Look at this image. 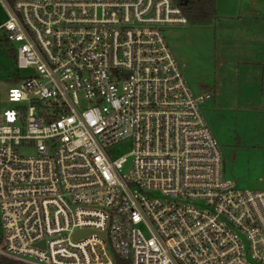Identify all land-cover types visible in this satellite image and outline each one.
Returning <instances> with one entry per match:
<instances>
[{
    "label": "built area",
    "instance_id": "obj_1",
    "mask_svg": "<svg viewBox=\"0 0 264 264\" xmlns=\"http://www.w3.org/2000/svg\"><path fill=\"white\" fill-rule=\"evenodd\" d=\"M0 3L28 70L0 117V264H264V190L221 173L174 0Z\"/></svg>",
    "mask_w": 264,
    "mask_h": 264
},
{
    "label": "rangeland",
    "instance_id": "obj_2",
    "mask_svg": "<svg viewBox=\"0 0 264 264\" xmlns=\"http://www.w3.org/2000/svg\"><path fill=\"white\" fill-rule=\"evenodd\" d=\"M214 8L210 23L186 20L163 27L162 35L190 91L210 94L200 108L222 175L239 189L264 190V0H214ZM5 18L0 3V23ZM13 56L0 29V117L14 105L7 88L28 73L15 67Z\"/></svg>",
    "mask_w": 264,
    "mask_h": 264
},
{
    "label": "trees",
    "instance_id": "obj_3",
    "mask_svg": "<svg viewBox=\"0 0 264 264\" xmlns=\"http://www.w3.org/2000/svg\"><path fill=\"white\" fill-rule=\"evenodd\" d=\"M191 24L206 25L214 14V0H174Z\"/></svg>",
    "mask_w": 264,
    "mask_h": 264
},
{
    "label": "snow or ice",
    "instance_id": "obj_4",
    "mask_svg": "<svg viewBox=\"0 0 264 264\" xmlns=\"http://www.w3.org/2000/svg\"><path fill=\"white\" fill-rule=\"evenodd\" d=\"M12 95H13V98H14V99H17V98L19 97V93H16V92H13Z\"/></svg>",
    "mask_w": 264,
    "mask_h": 264
},
{
    "label": "water",
    "instance_id": "obj_5",
    "mask_svg": "<svg viewBox=\"0 0 264 264\" xmlns=\"http://www.w3.org/2000/svg\"><path fill=\"white\" fill-rule=\"evenodd\" d=\"M1 264H19V263L4 262V263H1Z\"/></svg>",
    "mask_w": 264,
    "mask_h": 264
},
{
    "label": "crops",
    "instance_id": "obj_6",
    "mask_svg": "<svg viewBox=\"0 0 264 264\" xmlns=\"http://www.w3.org/2000/svg\"><path fill=\"white\" fill-rule=\"evenodd\" d=\"M214 17H216V14H214Z\"/></svg>",
    "mask_w": 264,
    "mask_h": 264
},
{
    "label": "clouds",
    "instance_id": "obj_7",
    "mask_svg": "<svg viewBox=\"0 0 264 264\" xmlns=\"http://www.w3.org/2000/svg\"><path fill=\"white\" fill-rule=\"evenodd\" d=\"M17 93V92H16ZM13 94V93H12ZM13 96V95H12Z\"/></svg>",
    "mask_w": 264,
    "mask_h": 264
}]
</instances>
